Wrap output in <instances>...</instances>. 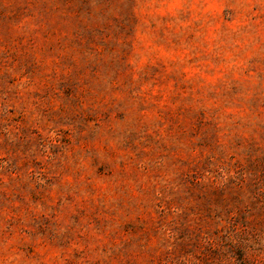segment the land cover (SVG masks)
<instances>
[{
	"label": "rangeland",
	"instance_id": "rangeland-1",
	"mask_svg": "<svg viewBox=\"0 0 264 264\" xmlns=\"http://www.w3.org/2000/svg\"><path fill=\"white\" fill-rule=\"evenodd\" d=\"M0 264H264V0H0Z\"/></svg>",
	"mask_w": 264,
	"mask_h": 264
}]
</instances>
